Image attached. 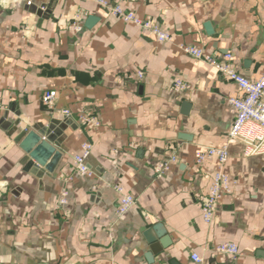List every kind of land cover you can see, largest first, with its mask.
I'll list each match as a JSON object with an SVG mask.
<instances>
[{"label":"crops","instance_id":"1","mask_svg":"<svg viewBox=\"0 0 264 264\" xmlns=\"http://www.w3.org/2000/svg\"><path fill=\"white\" fill-rule=\"evenodd\" d=\"M109 1L173 39L159 42L94 0H0V264H264V154L229 146L230 192L211 223L202 219L216 159L197 164L194 154L225 142L235 116L227 98L239 90L183 50L230 52L237 72L264 75V0ZM16 118L18 131L54 123L53 172L25 167ZM84 142L90 176L73 171ZM117 184L135 197L120 217ZM224 241L236 258L215 251Z\"/></svg>","mask_w":264,"mask_h":264},{"label":"built area","instance_id":"2","mask_svg":"<svg viewBox=\"0 0 264 264\" xmlns=\"http://www.w3.org/2000/svg\"><path fill=\"white\" fill-rule=\"evenodd\" d=\"M102 7L107 8L110 13L125 23L142 30L145 34L152 36L159 42H170L172 34L165 28L159 26L151 18H143L134 11L126 8L121 3H112L109 0H94ZM79 29V26H74ZM183 50L189 56L199 59L212 66L217 72L227 80L235 84L239 90L238 95L230 96L227 102L235 112L233 122L227 133L226 140L220 146H206L195 152V162L201 164L206 160L215 158L216 166L208 184L206 194L200 198L199 205L202 219L205 223H211L219 203L224 194L230 192V179L224 171V164L228 159V148L231 144L241 143L244 146L245 155L264 154V75L255 79H249L237 72L232 62V53L224 52L215 55L203 47L186 45ZM142 76L141 72L137 73ZM175 88H185L180 80L174 81ZM56 96L53 92L46 90L41 96V102L45 108L52 110L55 105ZM64 116L70 115L69 109H62ZM83 123L91 122L92 118L82 117ZM27 130V127H23ZM92 150L90 142H84L81 150L73 156V171L81 176H90L91 170L87 165V158ZM175 155L170 157L154 169L155 176L161 178L168 169L169 161H175ZM115 189L120 194V198L115 210L118 217L123 216L134 204L135 197L123 189L121 185H116ZM68 190L62 187L60 190L57 206L61 207L67 203ZM215 251L222 255L236 258L239 255L238 246L233 242L224 241L216 245ZM194 262H200L201 258L196 253L191 254Z\"/></svg>","mask_w":264,"mask_h":264},{"label":"water","instance_id":"3","mask_svg":"<svg viewBox=\"0 0 264 264\" xmlns=\"http://www.w3.org/2000/svg\"><path fill=\"white\" fill-rule=\"evenodd\" d=\"M19 124L20 120L16 118L13 121V131L16 132L19 148L25 154L24 158L27 160L25 167L38 172V176L41 175V171L53 172L61 156V153L52 145L57 139L54 123L18 131Z\"/></svg>","mask_w":264,"mask_h":264}]
</instances>
